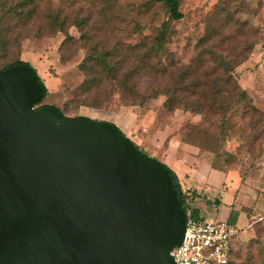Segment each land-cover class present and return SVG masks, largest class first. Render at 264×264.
Masks as SVG:
<instances>
[{
	"label": "rangeland",
	"instance_id": "obj_1",
	"mask_svg": "<svg viewBox=\"0 0 264 264\" xmlns=\"http://www.w3.org/2000/svg\"><path fill=\"white\" fill-rule=\"evenodd\" d=\"M1 3L10 10L0 17V68L17 59L27 61L47 88L40 104L54 105L67 117L114 122L149 156L159 159L163 138L175 136L198 145L215 166L233 174L236 191L245 197L239 207L244 216L239 217V209L217 214L204 203L201 215L240 226L233 239L234 264H261L264 222L251 224V217L260 212L264 201V0H180L183 17L171 23L165 43L167 73L160 78L150 74L140 83L145 91L146 86H164L174 73L189 66H199L197 74L202 76L213 64L210 51L229 60L236 58L232 74L248 100L235 103L226 116L195 113L150 91L141 104L126 105L117 93L103 106L81 103L78 88L89 74L80 64L89 48L122 51L155 34L167 20L161 4L150 0ZM80 21L82 31L90 35L88 41L75 25ZM134 60L129 52L125 66Z\"/></svg>",
	"mask_w": 264,
	"mask_h": 264
},
{
	"label": "water",
	"instance_id": "obj_2",
	"mask_svg": "<svg viewBox=\"0 0 264 264\" xmlns=\"http://www.w3.org/2000/svg\"><path fill=\"white\" fill-rule=\"evenodd\" d=\"M42 98L30 67L0 69V264H176L185 220L163 167Z\"/></svg>",
	"mask_w": 264,
	"mask_h": 264
},
{
	"label": "trees",
	"instance_id": "obj_3",
	"mask_svg": "<svg viewBox=\"0 0 264 264\" xmlns=\"http://www.w3.org/2000/svg\"><path fill=\"white\" fill-rule=\"evenodd\" d=\"M151 2L161 4L167 13V20L163 21L153 35H148L141 42L129 49L119 50L116 48L98 49L95 45L89 48L88 54L81 62L80 68L89 75L78 88L82 97L81 103H87L94 106H103L107 103L111 95L117 93L126 105L141 104L145 101L148 94L146 91L163 94L167 103L176 106H183L195 113L203 114H221L226 116L234 107L235 103L247 101V95L243 88L239 86L233 76V61L227 59L224 54H217L210 51L213 64H209V69L201 76L197 74L198 68L190 66L182 72L174 73L171 81L164 86H146V91L141 88L140 83L144 77L152 74L157 77H164L167 73V67L163 64V55L165 53V43L171 32V23L182 19L183 13L180 10V0H150ZM9 8L0 4V17L3 12ZM10 10V9H9ZM83 21L75 22L81 31L80 37L85 41L90 39L86 31H82ZM1 47V40H0ZM248 50L251 47L247 48ZM129 52H133L135 60L126 67L129 60ZM240 53H243L241 50ZM14 64H24L32 70L36 79L40 83L44 99L47 95V88L39 77L36 69L27 61L15 60L4 65L0 69ZM202 63L201 65H205ZM201 67V66H200ZM148 88V89H147ZM42 99L36 104L41 107L48 104H40ZM54 106V105H52ZM63 116L62 111L54 106ZM255 110V108H251ZM71 118H85V116H73ZM102 124H110L111 127L122 137L129 140L141 154L150 160L157 161L167 173L170 183L175 191L177 201L181 208L184 220H186V209L191 210V216L195 219L204 220L199 216V207L194 204V194L183 191L175 172L159 159L149 156L142 151L137 144L130 140L124 132L113 122L97 121ZM264 202V201H263ZM262 202V203H263ZM261 203V205H262ZM260 205V207H261ZM256 213H253L254 216ZM233 245L230 250L229 264L232 261ZM254 264L253 262H248ZM236 264V263H235ZM261 264L264 260L261 258Z\"/></svg>",
	"mask_w": 264,
	"mask_h": 264
},
{
	"label": "crops",
	"instance_id": "obj_4",
	"mask_svg": "<svg viewBox=\"0 0 264 264\" xmlns=\"http://www.w3.org/2000/svg\"><path fill=\"white\" fill-rule=\"evenodd\" d=\"M160 142L162 147L157 150L159 160L175 172L183 191L194 194V204L199 207V216L204 220H211L201 215V203L213 206L217 214L226 209L227 212H237L245 197L241 191H236L231 172L215 166L206 152L192 142L175 136L163 138ZM227 197L229 200H226ZM238 212H241L239 217L244 216L242 210ZM215 220H218L217 217Z\"/></svg>",
	"mask_w": 264,
	"mask_h": 264
},
{
	"label": "built area",
	"instance_id": "obj_5",
	"mask_svg": "<svg viewBox=\"0 0 264 264\" xmlns=\"http://www.w3.org/2000/svg\"><path fill=\"white\" fill-rule=\"evenodd\" d=\"M258 222H264V202L260 212L251 217V224ZM238 229L221 220L195 219L188 208L182 241L170 254L176 264H229Z\"/></svg>",
	"mask_w": 264,
	"mask_h": 264
}]
</instances>
